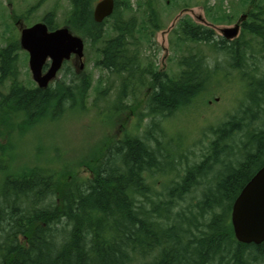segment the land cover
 Here are the masks:
<instances>
[{"label":"trees","instance_id":"trees-1","mask_svg":"<svg viewBox=\"0 0 264 264\" xmlns=\"http://www.w3.org/2000/svg\"><path fill=\"white\" fill-rule=\"evenodd\" d=\"M241 2L251 6L250 22L243 23L242 31L259 38L258 50L264 52V7L258 0ZM70 3L67 22L72 30L90 45H101L97 49L101 59L95 66L118 79L123 76L117 109L128 97V88L134 83L143 85L147 75L151 94L145 102L146 116H171L202 92L212 74L224 71L211 70L207 57L198 51L180 58L176 78L152 68L139 71L134 15L124 20L115 0L113 15L97 24L92 17L96 0ZM147 6L148 15H153L149 2ZM43 20L49 29L55 27L53 13ZM210 21H225V16L210 15ZM107 22L113 35L106 39ZM176 28L181 45L190 42L211 49L227 57L226 64L243 76L247 105L240 108L239 116L211 130L212 139L201 161L166 185L164 193L155 192L148 182L153 175L176 172L175 159L165 154L166 148L157 139L153 138V148L129 135L107 147L103 158L94 159L92 177L79 183L57 188L54 171L39 168L7 176L0 192V264L263 262L264 242L238 243L230 224L235 199L264 165V70L257 72L259 51H251L247 42L216 38L212 29L189 18H181ZM18 51L17 41L0 49V122L3 112L12 119L0 127L15 130L14 121L19 120L17 126L24 131L64 113L66 105L82 109L91 87L88 75L75 76L65 63V79L45 90L27 87L19 81ZM197 190L199 199L182 206Z\"/></svg>","mask_w":264,"mask_h":264},{"label":"rangeland","instance_id":"rangeland-1","mask_svg":"<svg viewBox=\"0 0 264 264\" xmlns=\"http://www.w3.org/2000/svg\"><path fill=\"white\" fill-rule=\"evenodd\" d=\"M99 0H96V2ZM123 19L135 16L134 37L138 50L140 70L153 69L176 78L181 71V57L193 53L203 54L211 70L223 68L212 74L205 88L192 99L188 106L168 117H148L145 102L151 94L150 76H144V83L128 88V97L116 108L120 96L122 78L102 71L95 66L101 59L98 48L101 45H84V71L89 76L91 87L83 102L82 109H68L53 118H47L26 130L17 126L15 130L0 127V192L7 176H20L29 169L52 170L55 173L56 187L79 183L92 177L91 165L98 160L107 147L123 139L126 135L135 136L155 147L153 138L166 149L165 154L175 159L173 173L153 175L149 184L155 192L164 193L166 185L182 176L189 166L201 161L212 139L211 130L238 116L241 107L247 105L245 99V79L236 70L229 67L227 57L214 53L211 49L194 43L182 44L178 41L176 28L180 18H189L194 23L209 27L216 38L221 37L223 28L234 27L243 16L248 15L249 6L244 0H117ZM264 7V0H258ZM148 2L153 15H148ZM12 9L10 11V6ZM208 10L211 12L207 14ZM49 13H53L54 25H66L71 13L70 0H0V49L8 43L19 40L15 27V18H21L24 26L42 22ZM210 15L225 16V21L213 23ZM209 16V17H208ZM15 17V18H14ZM245 22H250L247 18ZM155 26V28H154ZM110 22L105 24V38L112 36ZM243 29V28H242ZM239 40L247 42L251 51H259L260 39L241 31ZM264 52L257 53V72L264 70ZM73 70L72 65L68 64ZM19 81L25 86H34L28 69L27 53L18 51ZM237 72V73H236ZM65 74L60 71L57 80ZM3 91H7V86ZM64 105V104H63ZM1 113V112H0ZM0 126L8 125L5 112ZM156 148V147H155ZM164 152V151H163ZM162 152V154H163ZM167 167V166H165ZM65 188V187H64ZM62 188V189H64ZM199 189L201 187H198ZM200 190L185 199L182 206L195 203ZM11 200V198H10ZM264 264V260L262 263Z\"/></svg>","mask_w":264,"mask_h":264},{"label":"water","instance_id":"water-1","mask_svg":"<svg viewBox=\"0 0 264 264\" xmlns=\"http://www.w3.org/2000/svg\"><path fill=\"white\" fill-rule=\"evenodd\" d=\"M114 9V0H100L93 10L94 22L101 24L113 14ZM244 19L242 17L240 21ZM219 31L226 40H232L239 33V23ZM19 43L21 49L29 55V70L40 89L47 88L63 62L69 60L72 54L78 61L83 57L82 39L73 36L67 28L48 33L46 26L41 23L29 28L20 26ZM47 59L50 60V67L43 74L42 68ZM230 220L238 243L261 245L264 242V165L244 185L235 199Z\"/></svg>","mask_w":264,"mask_h":264},{"label":"flooded vegetation","instance_id":"flooded-vegetation-1","mask_svg":"<svg viewBox=\"0 0 264 264\" xmlns=\"http://www.w3.org/2000/svg\"><path fill=\"white\" fill-rule=\"evenodd\" d=\"M246 20H247V15H246L245 20L240 24V34H241V31L243 30L242 29L243 28L242 25H243V23H245ZM42 22L46 25L48 32H54L55 30L59 29V27H54L52 29H49L48 26H47V23H45L44 20H42ZM14 24H16V23H14ZM240 34L238 35L237 38L233 39L232 41H227V42H229V43L233 42L234 43L235 41L239 40ZM66 63H69V64H71L73 66V68H74L73 72H74L75 76H76V74L81 73L79 71H81L82 66H81L80 62H78L74 57L71 56L70 60L68 62H66ZM47 68H48V64L45 65V67L43 68V72H45L47 70ZM68 78L71 79L72 76H66V79H68ZM33 85H35V84H33Z\"/></svg>","mask_w":264,"mask_h":264},{"label":"bare ground","instance_id":"bare-ground-1","mask_svg":"<svg viewBox=\"0 0 264 264\" xmlns=\"http://www.w3.org/2000/svg\"><path fill=\"white\" fill-rule=\"evenodd\" d=\"M239 116V115H238Z\"/></svg>","mask_w":264,"mask_h":264}]
</instances>
